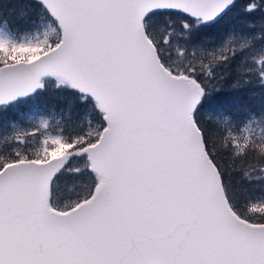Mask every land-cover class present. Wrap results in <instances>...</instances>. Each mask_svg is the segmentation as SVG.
Masks as SVG:
<instances>
[{
    "label": "snow or ice",
    "instance_id": "snow-or-ice-1",
    "mask_svg": "<svg viewBox=\"0 0 264 264\" xmlns=\"http://www.w3.org/2000/svg\"><path fill=\"white\" fill-rule=\"evenodd\" d=\"M10 4L0 264H264V0Z\"/></svg>",
    "mask_w": 264,
    "mask_h": 264
},
{
    "label": "trees",
    "instance_id": "trees-1",
    "mask_svg": "<svg viewBox=\"0 0 264 264\" xmlns=\"http://www.w3.org/2000/svg\"><path fill=\"white\" fill-rule=\"evenodd\" d=\"M3 4H4V7L2 10L6 12L7 14L12 15L13 9L11 7L10 0H3ZM52 102L55 103V101H52ZM16 117H18V115L9 114L7 118L9 120H17Z\"/></svg>",
    "mask_w": 264,
    "mask_h": 264
},
{
    "label": "rangeland",
    "instance_id": "rangeland-1",
    "mask_svg": "<svg viewBox=\"0 0 264 264\" xmlns=\"http://www.w3.org/2000/svg\"><path fill=\"white\" fill-rule=\"evenodd\" d=\"M17 118V120H20V122L24 125V126H29V121H28V119H27V117L25 116V117H23V118H21L20 116H18V117H16ZM25 118V119H24Z\"/></svg>",
    "mask_w": 264,
    "mask_h": 264
}]
</instances>
